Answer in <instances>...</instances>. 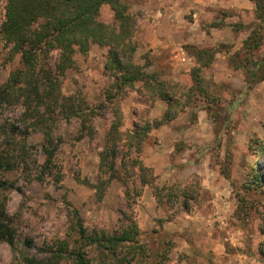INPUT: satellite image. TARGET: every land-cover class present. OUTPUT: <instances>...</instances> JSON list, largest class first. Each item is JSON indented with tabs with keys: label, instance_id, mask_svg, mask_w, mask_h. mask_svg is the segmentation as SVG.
Wrapping results in <instances>:
<instances>
[{
	"label": "rangeland",
	"instance_id": "rangeland-1",
	"mask_svg": "<svg viewBox=\"0 0 264 264\" xmlns=\"http://www.w3.org/2000/svg\"><path fill=\"white\" fill-rule=\"evenodd\" d=\"M124 1L136 21L134 62L167 80L173 106L180 108L170 120L154 125L167 109L164 100L148 97L140 82L115 94L104 68L106 47L92 44L86 52L76 50L74 65L60 76V92L94 109L92 131L80 138L79 119H59L50 143L54 156L46 168L43 134L24 133V161L0 171V179L12 185L0 192L6 196L17 246L24 250V241L31 239L29 251L44 256L47 245L70 234L76 210L88 231L109 235L135 219L141 245L134 251L136 264H178L183 259L233 264L237 255V264H264V157L257 153L264 149V79L249 87L242 67L230 61L236 54L246 55L243 40L253 23H262L255 15V0ZM5 4L0 0V23ZM98 18L114 21L109 5L101 7ZM198 48L211 50L197 63ZM257 55L264 56V41ZM56 59L57 51L47 60L53 64ZM202 62L198 85L191 69ZM20 65L0 36V85ZM115 108L123 130L144 120L154 125L140 153L153 181L141 185L137 170L125 168L122 159L121 178L98 194L93 187L100 176L98 155ZM22 111L18 104L0 105V124L21 125ZM29 122L24 120V132ZM166 185L181 193L155 195L156 187ZM89 253L93 257V250ZM12 258V249L1 241L0 264H11Z\"/></svg>",
	"mask_w": 264,
	"mask_h": 264
},
{
	"label": "trees",
	"instance_id": "trees-1",
	"mask_svg": "<svg viewBox=\"0 0 264 264\" xmlns=\"http://www.w3.org/2000/svg\"><path fill=\"white\" fill-rule=\"evenodd\" d=\"M106 4L113 11L114 21L111 23L98 18L101 7ZM255 13L262 23H253L243 40L246 55L241 58L236 54L230 58L232 63L238 62L234 63L235 68L242 67L244 80L249 87L264 79V56L257 55L264 41V0H255ZM135 23V17L129 12L124 0H6L0 36L10 45L12 55L19 56L21 65L10 71L5 82L0 85V105L6 107L18 104L23 111L21 125L0 124V136L3 137V141H0V171L16 169L24 161V133L27 135L36 130L43 134L45 142L41 151L45 156L46 168L54 156L55 149L50 143L53 127L59 119H79L80 138L92 131L90 121L95 114L94 109L75 95H63L60 92V76L74 65L73 54L76 50L82 53L88 51L92 44L107 49L104 68L112 77L115 94L140 82L141 90L148 97L167 103L162 120L156 121L154 125H161L174 117L179 105L173 106L171 84L159 79L154 72L146 73L134 62L137 48ZM210 50L196 49L194 56L197 63L204 54L209 56ZM55 51L57 59L51 64L47 59ZM201 66L203 62L191 69L192 79L198 85L203 81ZM26 119H30V122L25 124L24 132ZM121 125L120 112L115 108L114 119L105 134L104 147L98 155L100 176L93 185L98 194H103L113 179L121 178L118 166L122 159L125 168L137 170L141 185H152V169L143 164L140 153L154 125L149 120H144L140 125L134 124L131 129L123 130ZM16 138L20 139L18 143H15ZM257 153L264 157L263 148L258 149ZM125 155L128 156L127 161L124 160ZM147 174L149 177H146ZM7 188H12V185L6 179H0V189ZM174 190L169 185L156 187L155 195H161L163 191L168 196L181 193ZM6 201V196L0 192V242L7 243L13 251L11 264H59L62 261L71 264H136L133 261L134 251L141 245L136 238L139 228L133 218L123 225L121 232L109 235L88 231L77 211L73 210L75 222L70 225V234L47 245L46 254L38 256L29 251L31 239L24 241V250L17 246L6 212ZM90 250H93V257Z\"/></svg>",
	"mask_w": 264,
	"mask_h": 264
},
{
	"label": "crops",
	"instance_id": "crops-1",
	"mask_svg": "<svg viewBox=\"0 0 264 264\" xmlns=\"http://www.w3.org/2000/svg\"><path fill=\"white\" fill-rule=\"evenodd\" d=\"M187 254L188 253H190V251H185ZM220 257H222V259L224 258L223 256H220ZM187 258V257H186ZM240 257L237 255L236 257H234V262H233V264H237V260L239 259ZM221 259V258H220ZM220 261V264H222L223 262V260L221 261V260H219ZM240 261V260H239ZM230 262V261H229ZM175 263H178V264H199V262H194V263H188V261H186V260H180V261H178V260H176L175 261ZM228 264H232V263H228Z\"/></svg>",
	"mask_w": 264,
	"mask_h": 264
}]
</instances>
